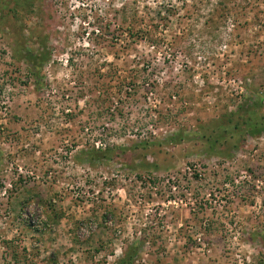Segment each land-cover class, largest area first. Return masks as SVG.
I'll return each instance as SVG.
<instances>
[{"label": "rangeland", "instance_id": "374dc122", "mask_svg": "<svg viewBox=\"0 0 264 264\" xmlns=\"http://www.w3.org/2000/svg\"><path fill=\"white\" fill-rule=\"evenodd\" d=\"M21 1L0 264H264V0Z\"/></svg>", "mask_w": 264, "mask_h": 264}, {"label": "trees", "instance_id": "16d2710c", "mask_svg": "<svg viewBox=\"0 0 264 264\" xmlns=\"http://www.w3.org/2000/svg\"><path fill=\"white\" fill-rule=\"evenodd\" d=\"M16 3L20 2L21 0H15ZM24 0H22L21 2H23ZM27 60H32V54L31 53H26V56L24 57ZM260 105H263V103L260 102ZM259 105V108H261ZM241 110H244L243 107L241 108ZM245 114H250L249 112H244ZM252 114H255V112H253ZM264 122V120H262ZM250 122V123H249ZM253 122H255V124H253ZM263 122H259V121H254L252 118V115L250 114L249 116V120L248 122H245V125L247 126L248 132L252 135V136H257L259 134L262 133V128H264V123Z\"/></svg>", "mask_w": 264, "mask_h": 264}]
</instances>
